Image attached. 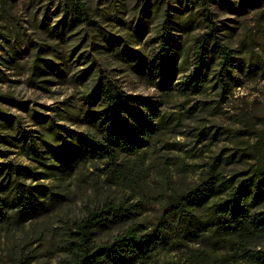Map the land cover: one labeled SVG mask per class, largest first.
<instances>
[{
  "label": "rangeland",
  "instance_id": "1",
  "mask_svg": "<svg viewBox=\"0 0 264 264\" xmlns=\"http://www.w3.org/2000/svg\"><path fill=\"white\" fill-rule=\"evenodd\" d=\"M84 1L93 26H75L54 38L48 29L59 19L55 11L61 0H8L9 20L0 19V95L55 115L65 102L80 103L90 93V75L105 69L133 97L160 104V131L145 151L122 156L119 166L95 162L72 172L63 168L61 178L44 180L53 186L57 204L51 201L46 212L25 223L0 225V264H63L67 229L90 210L112 202L130 207L135 222L168 232L167 243L145 264H238L228 245L182 240L183 227L167 211L174 190L194 185L217 160L228 175L258 165L255 159L239 160L236 151L252 147L264 131V0H209L223 40L260 68L257 76L244 79L241 87L232 86L225 97L214 89L183 96L177 91L181 75L173 82L174 90L165 94L149 71L159 32L168 23L176 21L175 37L185 49L203 31L197 0ZM53 43L56 56L44 57L54 63L46 68L50 85L30 86L35 49ZM136 54L145 55L142 68L129 61ZM60 124L78 130L69 121ZM129 224L100 227L96 241H112Z\"/></svg>",
  "mask_w": 264,
  "mask_h": 264
},
{
  "label": "trees",
  "instance_id": "2",
  "mask_svg": "<svg viewBox=\"0 0 264 264\" xmlns=\"http://www.w3.org/2000/svg\"><path fill=\"white\" fill-rule=\"evenodd\" d=\"M8 3L0 0V19L9 20ZM196 4L203 31L185 49L175 37L176 21L168 23L159 32V48L149 71L165 94L174 90L173 82L181 75L177 91L183 96L214 89L225 97L232 86L241 87L244 79L257 76L260 68L223 40L211 2L197 0ZM55 14L59 19L48 29L54 38L64 37L75 26L89 29L94 24L84 0H61ZM56 46L38 44L28 71L30 86L46 89L50 85L46 68L47 63H54L44 57L55 55ZM130 58L139 68L145 64L143 54ZM90 76V93L80 103H63L55 115L0 95V225L25 223L46 212L51 201L56 205L57 194L44 180L61 178L58 172L63 168L72 172L95 162L119 166L122 156L145 151L159 134L160 104L133 97L105 69ZM60 121H69L78 130H68ZM236 152L239 160L255 159L258 165L228 175L217 160L194 185L174 190L167 216L177 217L183 227L182 240L218 247L225 244L239 257L238 264H264V131L252 147ZM135 215L124 202L90 210L67 229L63 264H145L154 258L167 243L168 232L135 222ZM129 220L132 224L112 241H96L100 227L124 225Z\"/></svg>",
  "mask_w": 264,
  "mask_h": 264
}]
</instances>
